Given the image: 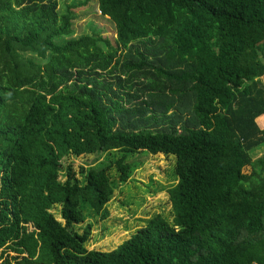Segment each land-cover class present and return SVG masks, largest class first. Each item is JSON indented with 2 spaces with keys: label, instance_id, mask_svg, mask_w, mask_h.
<instances>
[{
  "label": "trees",
  "instance_id": "16d2710c",
  "mask_svg": "<svg viewBox=\"0 0 264 264\" xmlns=\"http://www.w3.org/2000/svg\"><path fill=\"white\" fill-rule=\"evenodd\" d=\"M59 3L0 0V264H264V0H97L114 38ZM138 153L176 157L172 223L87 249Z\"/></svg>",
  "mask_w": 264,
  "mask_h": 264
},
{
  "label": "rangeland",
  "instance_id": "374dc122",
  "mask_svg": "<svg viewBox=\"0 0 264 264\" xmlns=\"http://www.w3.org/2000/svg\"><path fill=\"white\" fill-rule=\"evenodd\" d=\"M74 3L78 5L73 9L75 38L100 31L106 36L115 37L114 25L108 18L100 15L97 0H60V10L65 11L66 6ZM251 154L255 158L263 156L264 147L252 150ZM117 157L119 156H110L111 159ZM106 159L103 154L68 156L63 160L61 181L68 179L70 168H73L78 180L83 181L87 170L98 168ZM129 162L135 165V171L126 183L119 182L115 169L109 171V176L117 187L106 204L109 212L106 220L100 221L97 216L84 210L85 223L74 227V231L80 235L89 225L93 227L90 240L85 244L87 249L111 250L156 215H162L172 223L169 189L178 182L175 173L176 157L138 153L131 156ZM61 209V205H58L51 210L58 221H61ZM6 257L7 264H21L24 256L8 252Z\"/></svg>",
  "mask_w": 264,
  "mask_h": 264
}]
</instances>
